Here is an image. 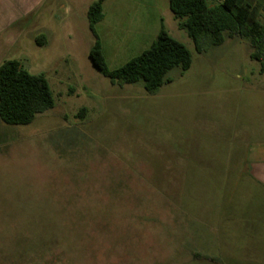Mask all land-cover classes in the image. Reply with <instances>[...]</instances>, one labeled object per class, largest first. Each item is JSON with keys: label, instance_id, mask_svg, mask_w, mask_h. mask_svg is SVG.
<instances>
[{"label": "rangeland", "instance_id": "rangeland-1", "mask_svg": "<svg viewBox=\"0 0 264 264\" xmlns=\"http://www.w3.org/2000/svg\"><path fill=\"white\" fill-rule=\"evenodd\" d=\"M92 1H21L0 34V62L43 73L55 101L29 124L0 119V264H218L194 252L263 251L240 214V187L255 181L229 159L244 149L239 110L247 136L264 140V70L249 40L198 52L168 0H104L95 31L109 69L147 48L138 25L154 14L191 52L150 94L93 66ZM253 3L262 20L264 0ZM246 147L264 155V144Z\"/></svg>", "mask_w": 264, "mask_h": 264}, {"label": "trees", "instance_id": "trees-1", "mask_svg": "<svg viewBox=\"0 0 264 264\" xmlns=\"http://www.w3.org/2000/svg\"><path fill=\"white\" fill-rule=\"evenodd\" d=\"M104 0H94L87 8L89 30L95 40L88 51L93 66L113 84L144 82L145 90L156 93L171 82L167 73L178 66L187 70L192 56L187 46L171 36L162 19L155 40L140 54L119 67L109 69L102 52L95 24L103 18ZM169 8L180 28L192 38L195 49L203 52L224 42L226 36L247 38L252 47L250 57L261 62L264 70V18L258 17L253 0H168ZM264 8V6H263ZM44 38L40 35L37 42ZM54 97L43 73H31L15 58L0 64V119L8 124H29L37 114L54 107ZM85 108L80 109L82 117Z\"/></svg>", "mask_w": 264, "mask_h": 264}, {"label": "crops", "instance_id": "crops-1", "mask_svg": "<svg viewBox=\"0 0 264 264\" xmlns=\"http://www.w3.org/2000/svg\"><path fill=\"white\" fill-rule=\"evenodd\" d=\"M21 1H26L24 4L26 5L29 0H0V34L16 19L20 18L21 10L19 8L16 9V7L19 6ZM161 19V17L154 14L152 18L151 16L145 17L138 25L140 40L144 41L148 39V46L157 36ZM157 20L159 21V25L157 24ZM245 116V109L239 110L237 133L240 139L239 144L244 145V149L239 153L231 154L229 159L242 161L243 170L255 181V184L241 186L239 190L240 192L247 193L244 196L246 200L244 199L245 206L243 212L240 213L244 221L248 219V221H245L247 222L246 230L243 233L245 239H251L255 235L264 238V155L253 149L247 152L246 147L248 142L259 145L260 143L264 144V140L257 136L254 139H251V136H247L248 128L250 129V127H248ZM224 124L228 131L231 130L229 120ZM248 160L251 161L249 164L247 163ZM221 191L226 192V189L223 188ZM229 197L231 199V196H227V198ZM194 255H200L199 257L207 258L218 264H264V250L256 251L248 249L247 247L240 251L238 255L235 256L233 254L230 256L231 258L223 253L212 257L196 251Z\"/></svg>", "mask_w": 264, "mask_h": 264}]
</instances>
